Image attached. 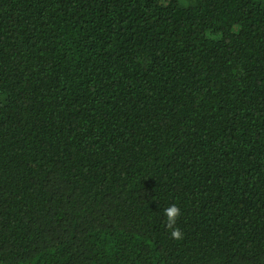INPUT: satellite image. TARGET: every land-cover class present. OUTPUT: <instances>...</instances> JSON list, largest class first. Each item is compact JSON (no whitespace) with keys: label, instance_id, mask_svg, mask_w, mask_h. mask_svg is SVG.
Masks as SVG:
<instances>
[{"label":"trees","instance_id":"1","mask_svg":"<svg viewBox=\"0 0 264 264\" xmlns=\"http://www.w3.org/2000/svg\"><path fill=\"white\" fill-rule=\"evenodd\" d=\"M0 264H264V0H0Z\"/></svg>","mask_w":264,"mask_h":264},{"label":"clouds","instance_id":"2","mask_svg":"<svg viewBox=\"0 0 264 264\" xmlns=\"http://www.w3.org/2000/svg\"><path fill=\"white\" fill-rule=\"evenodd\" d=\"M181 215L182 211L176 204H171L164 209L166 229L170 233L171 238L175 241L184 239V232L177 226V220Z\"/></svg>","mask_w":264,"mask_h":264}]
</instances>
